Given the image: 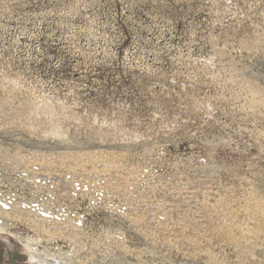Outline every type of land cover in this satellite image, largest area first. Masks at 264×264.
Wrapping results in <instances>:
<instances>
[{
    "label": "rangeland",
    "instance_id": "1",
    "mask_svg": "<svg viewBox=\"0 0 264 264\" xmlns=\"http://www.w3.org/2000/svg\"><path fill=\"white\" fill-rule=\"evenodd\" d=\"M0 190L75 221L52 254L264 264V0H0Z\"/></svg>",
    "mask_w": 264,
    "mask_h": 264
},
{
    "label": "bare ground",
    "instance_id": "2",
    "mask_svg": "<svg viewBox=\"0 0 264 264\" xmlns=\"http://www.w3.org/2000/svg\"><path fill=\"white\" fill-rule=\"evenodd\" d=\"M64 178L55 179V181L60 182L58 183V185L63 184L67 187L69 184L76 183V181H67L63 183ZM22 179L26 180L27 177H24ZM39 179L40 175L34 177V185H37L38 182H42L41 180L37 182V180ZM54 187H50L49 189L53 190V195L55 194ZM0 192L3 193V191L1 190ZM15 203L16 204L11 205L7 203L6 200H4L3 198H0V233H6L9 231L10 227L13 226V224L23 222L31 230L35 231L38 235H46L48 239H43L44 236L42 238H38L39 240H33L30 238L27 239L25 247L30 254V264H92V261H84V255L83 253L81 254L79 252L78 246L80 245L78 244H76L77 246L73 247L74 250L72 251V253H64L62 251H59L54 254H52L45 248L44 250H40L39 247L36 246L43 245L42 242L44 240L49 242L52 241L56 236L65 237L66 234H69L72 239L76 235V233L79 232V226L74 223L75 221L71 220L70 216H68L70 223L66 222L63 223V226H61V220L63 219H61L59 215H54L53 210L47 209L44 205H38L37 207H29L23 201L18 202V199L15 201ZM81 250L82 249H80V251ZM79 254H81V256H79ZM106 261V258L100 257L94 260V264H105Z\"/></svg>",
    "mask_w": 264,
    "mask_h": 264
}]
</instances>
